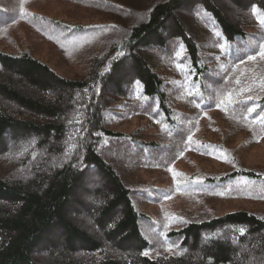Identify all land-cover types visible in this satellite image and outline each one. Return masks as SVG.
Here are the masks:
<instances>
[{"label":"trees","instance_id":"1","mask_svg":"<svg viewBox=\"0 0 264 264\" xmlns=\"http://www.w3.org/2000/svg\"><path fill=\"white\" fill-rule=\"evenodd\" d=\"M67 1L83 10H103L109 20L70 21L39 11ZM197 2L201 3L200 7L194 8ZM197 2L152 0L144 5L140 21L129 16V23L120 25L114 21L117 14L131 13L119 12L120 3L114 0H0L1 36L14 35L21 26L22 33L32 31L56 44L63 56H67V48L74 44L75 49H80L102 40L103 36L114 39L110 53L94 57L90 70L81 78L58 74L40 59L33 45L32 51L20 53L0 49V264H248L237 257L236 251L242 247L241 242L264 229V212L243 208L218 216L203 212L194 218L200 212L194 213L192 218L176 224L178 227L167 229L166 233L180 241L176 250L149 253L153 245L141 229V221L147 216L134 204L135 189L127 181L129 176L118 171L104 147L109 135L125 137L132 151L145 150H141L145 154L143 161L149 169L167 172L172 176L171 181L178 177L188 179L182 187L189 192L194 190L190 180L197 174L204 175L197 191L209 193L221 189L233 191L235 178L246 177L264 183V167L249 168L225 141L201 137L200 114L191 113L194 106L200 111L211 108L230 124L236 121L247 124L244 126L255 134V141L264 137V95L234 96V89L247 81L241 79L240 62L259 54L260 48L253 45V40H261L262 35L248 30L247 24L241 26L217 1ZM235 2L239 7L258 5L263 12L260 20L264 19V0ZM140 4L131 5L139 8ZM190 6L191 12L206 26L209 23L206 12L211 11L215 20L212 35L222 51L221 56L209 61L202 57L200 43L194 34L188 33L189 23L176 14L178 9ZM49 25H62L67 30L65 38L58 37L59 27ZM262 30L264 33V27ZM183 47L188 48V53L182 56ZM146 51L172 58L167 77L151 65L143 55ZM128 58L129 68H123ZM255 68L264 69V66ZM127 70L132 73L126 76L123 73ZM174 75L178 78L172 80ZM109 85L115 89H109ZM177 88L186 95L185 106L169 101V93ZM61 90L63 96L59 95ZM75 93L80 98H75ZM113 93L128 100L125 105L128 114L130 110L153 123L158 137L147 139L110 129L106 118L111 103L109 94ZM228 93H232L231 103L225 99ZM29 132L35 134L31 142L22 139L10 149L3 143L8 133L12 135L10 143ZM52 136L57 139L56 143L49 142ZM44 144L48 145L49 152L56 154V159L68 157L62 168L55 167L49 174L38 168ZM223 155L227 157L220 158ZM189 157L195 159L196 166H202L204 160H218L227 168L210 173L201 171L206 167L188 171L185 165H180V160H189ZM48 160L46 157L45 161ZM189 162L193 168L195 163ZM93 169L108 179L103 192L92 193L84 186L86 172ZM82 191L97 195L99 203L95 204L93 199L84 201L80 197ZM90 205L93 211L89 215L94 214L105 225L103 234L97 230L89 232L81 225L85 215L80 214L79 208L89 209ZM229 232L240 244L230 245L231 238L220 240ZM60 238L69 245L63 250L62 259L52 253ZM202 238L212 248L198 251ZM131 241L133 244L127 245ZM40 248L45 251L37 257L33 251ZM258 252L264 254V241Z\"/></svg>","mask_w":264,"mask_h":264},{"label":"rangeland","instance_id":"2","mask_svg":"<svg viewBox=\"0 0 264 264\" xmlns=\"http://www.w3.org/2000/svg\"><path fill=\"white\" fill-rule=\"evenodd\" d=\"M119 2L120 8L119 12H129L131 15L126 13H122V15L117 14L115 22H118L120 25L123 23H129L130 18L135 16V20L140 21L142 16L140 15L143 11L144 5H147L152 0H114ZM157 1V0H154ZM161 1V0H159ZM200 1V0H194ZM217 1L219 7H221L225 12L229 13L231 16L236 17L238 21H240L241 26L247 24V29L260 33L262 35V39L253 40V45L255 47H259V54L255 57V59H246L244 62H240L239 67L241 68V79L247 80L244 84L241 83L237 89H234V96L238 97H254L257 98L258 95H264V69L256 70L255 66L262 65L264 66V56H261L260 53L264 50V33H262L261 20L260 16L262 15V11L258 5H252L250 7L237 6L235 0H215ZM247 1V0H243ZM65 1H63L64 3ZM53 4L56 6L46 7L41 12H44L51 16H59L65 20L75 21V20H83V21H107L109 20L106 17V14L103 10H94V8H87V10H83L79 6L74 5L73 3L66 2L65 4ZM130 3V4H128ZM141 3L139 8H133L131 4ZM201 4L197 2L194 5V8H199ZM146 7V6H145ZM184 8V7H183ZM178 9L176 11L177 16L184 21L186 20L191 35L194 34L195 40L200 43V50L202 52V57L205 61H209L212 57L221 56L222 51L219 50L218 44L214 41V36L212 32L214 31L215 20L209 10L206 12L205 9L200 8L203 12H206L208 21L207 26L205 23L200 21V18L193 14L191 11V6L186 9ZM256 10V11H254ZM191 14V15H190ZM124 15V16H123ZM65 18H64V17ZM134 18V17H133ZM50 27L55 28L54 26L59 27L58 37L60 39L65 38L67 34V30L63 29L62 25H49ZM63 29V30H62ZM13 43L12 46L4 45L5 43ZM114 39H108V36H103L102 40H95V42L91 43L88 46L81 47L79 50L75 49V44L68 47L67 56H63L56 46V44L49 41L46 37L41 34H35L30 31L29 34L22 33V27H17L15 34L6 33L4 36L0 35V49H4L8 52L20 53L24 51H32V45L37 51L40 59L46 61L58 74L69 77V78H81L91 68V60L94 57H105L107 56L112 48ZM155 52L148 53L144 52L143 55L148 57L151 65L157 69L163 76L167 77V72L171 70L172 58L169 59L167 56L162 55L163 57L155 56ZM188 53V48L183 47L180 55H184ZM186 56V55H185ZM130 58L126 60L122 67L129 68L130 66ZM223 61V60H221ZM224 62V61H223ZM129 63V64H128ZM210 64V62H209ZM251 69L256 71V74H253ZM132 73L131 70H127L124 75H130ZM245 74V75H242ZM178 78V75H174L172 80ZM126 84H124V87ZM109 89H115V86L109 85ZM59 95L63 96V91H59ZM111 103L109 110L107 111V122L108 127L115 132H124V133H134L138 136L153 139L158 137V132L156 127L147 120V118L136 115L135 113L130 112L127 113L125 105L127 103V99L119 98L117 95L109 94ZM75 98H80L79 93L74 94ZM169 101L178 106H185V102L183 101L186 98L184 91L177 88L173 92L169 93ZM214 98V95H213ZM191 113L200 114L198 121L200 125V135L201 137L210 138L218 141H225V143L232 147L234 154L238 157L239 161L249 167V168H262L264 167V137H262L259 141H255L256 136L247 130L244 125H247L241 121H236L233 124L226 122L220 113L214 112L213 109H207L208 111H200L197 107H192ZM249 126V125H248ZM212 130L216 132H212ZM10 133L5 135L4 142L8 149L17 145L19 141L22 139L31 142L35 136L33 132H29L27 134L19 135L17 138L8 143L11 140ZM123 136H113L109 135L104 140V147L108 149L106 151L107 156H109L113 162L114 166L118 169V171L122 175H126L129 180V184L135 189L134 194H132V199L137 210L141 213L146 214L147 218L142 219L141 229L144 236L148 239L150 244L153 245L150 252H169L171 250H176L180 241H176L174 237L169 235L167 232L168 228L173 226L178 227L181 221L185 222L188 219L194 216V213L200 212L195 215L194 218H198L203 212H206L209 216H218L219 214H224L234 209H248L251 211L264 212V183L256 182L255 180H248V178H235L236 186H233V191L228 189H221L212 191V193L205 191H197L198 183H203L204 175L197 174L193 176L191 184L193 189L189 192L187 189L182 187V184L185 180L188 179L177 178L174 181H171L169 178L172 176H168L167 172L162 170H152L149 169L144 163L143 158L145 157L144 152L138 149L137 152L132 151L130 149L129 143L126 142ZM198 140L200 138H197ZM49 142L56 143L57 139L55 136L50 137ZM2 144V143H1ZM145 151V150H144ZM43 158L40 159L38 168L40 172H45L47 174L51 173V169L62 168L67 163V156H61L60 159H56V154L48 151V145L44 144L42 148ZM48 157V162L45 161V158ZM227 156L223 155L220 158H225ZM201 159V157H196ZM204 159V158H203ZM191 162L195 163V159L189 157ZM189 160H180V165H185L189 170L194 171L202 167H206L201 171L204 173H210L214 170L223 171L224 167L221 161H201L202 166L197 163L192 165ZM198 162V161H197ZM205 165V166H204ZM178 165H175L171 170L175 171L178 168ZM95 170H91L90 172H86L83 183L84 186L88 187L87 191L93 193L95 190H100L103 192V187L108 183V179H103L102 175L98 172H94ZM170 172V171H169ZM191 177V176H190ZM181 184V188L179 185ZM252 184H254L259 190H256ZM162 187H159V186ZM240 188H239V186ZM244 186L249 187L247 191ZM253 187V189L251 187ZM148 191V192H147ZM217 191H220L217 193ZM145 194V195H144ZM150 194V195H149ZM80 197L84 201H89L91 199L99 203L98 196H92L86 192V194L82 191ZM80 214H84V219L81 220V225L86 227L89 232L93 230H97L100 234L105 232V225L100 224L97 221L96 216L94 214L89 215L90 212L93 211V205H90L89 209L79 208ZM73 215L76 216L75 213ZM80 217V216H79ZM255 237L250 240L240 242L234 240L232 237V233H227V236H221L220 240L224 242L225 240L230 239V245L232 244H240V247L237 251V257L245 260L248 264L251 263H263L264 254L259 255L258 249L261 247L262 242L264 241V229L261 230L260 233H255ZM107 239L112 242V238L107 237ZM175 240V241H174ZM171 243V244H170ZM133 241L127 242V245H132ZM49 247V246H48ZM69 245L63 240L59 239L58 243L52 248V253L59 257L63 258L62 252ZM209 247L206 244L205 238L201 239V243L198 247V251H204ZM45 248L35 249L33 252L35 255L40 256L39 254H43ZM50 249V248H49ZM171 249V250H169ZM132 249L129 248V251ZM147 251V250H146ZM145 252V251H144ZM45 256V255H43ZM47 257V256H46ZM45 259V258H44Z\"/></svg>","mask_w":264,"mask_h":264},{"label":"snow or ice","instance_id":"3","mask_svg":"<svg viewBox=\"0 0 264 264\" xmlns=\"http://www.w3.org/2000/svg\"><path fill=\"white\" fill-rule=\"evenodd\" d=\"M254 11H256V10H254ZM261 23L264 24V19L261 20ZM260 55H261V56H264V50L261 51ZM250 59H255V57H250ZM225 99H226V102H227V103H231V102H233V101H232V93H228V94L226 95V98H225ZM225 110H226V109H225ZM241 231H244V230L241 229ZM169 250H171V249H169ZM145 255H147V253H145Z\"/></svg>","mask_w":264,"mask_h":264}]
</instances>
